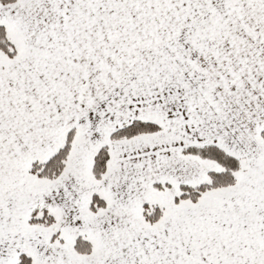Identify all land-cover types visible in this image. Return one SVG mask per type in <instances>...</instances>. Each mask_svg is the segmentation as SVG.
Segmentation results:
<instances>
[{
  "label": "snow or ice",
  "instance_id": "snow-or-ice-1",
  "mask_svg": "<svg viewBox=\"0 0 264 264\" xmlns=\"http://www.w3.org/2000/svg\"><path fill=\"white\" fill-rule=\"evenodd\" d=\"M0 264H264V0H0Z\"/></svg>",
  "mask_w": 264,
  "mask_h": 264
}]
</instances>
